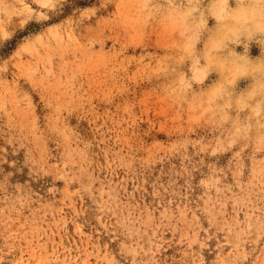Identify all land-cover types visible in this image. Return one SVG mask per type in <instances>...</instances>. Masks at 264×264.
Segmentation results:
<instances>
[{"label": "rangeland", "instance_id": "1", "mask_svg": "<svg viewBox=\"0 0 264 264\" xmlns=\"http://www.w3.org/2000/svg\"><path fill=\"white\" fill-rule=\"evenodd\" d=\"M57 39L54 54L23 57L26 101L13 74L0 83V264H264V169L240 179L196 152V129L183 152H161L160 124L152 138L118 113L119 37ZM128 92L147 102L142 86Z\"/></svg>", "mask_w": 264, "mask_h": 264}, {"label": "clouds", "instance_id": "2", "mask_svg": "<svg viewBox=\"0 0 264 264\" xmlns=\"http://www.w3.org/2000/svg\"><path fill=\"white\" fill-rule=\"evenodd\" d=\"M101 27L122 42L113 58L118 113L152 138L160 124L161 152L173 143L183 152L196 129V152L221 156L240 179L250 165L264 169V0H0V83L13 74L26 101L29 89L15 79L17 70L28 78L23 57L54 54L73 28L91 37ZM24 36L33 38L9 56ZM128 47L140 51L122 68ZM133 84L148 90L147 102L128 92ZM114 227L119 239L118 220Z\"/></svg>", "mask_w": 264, "mask_h": 264}, {"label": "trees", "instance_id": "3", "mask_svg": "<svg viewBox=\"0 0 264 264\" xmlns=\"http://www.w3.org/2000/svg\"><path fill=\"white\" fill-rule=\"evenodd\" d=\"M25 37H27V36L21 37V38H20V41H21L23 38H25ZM20 41H19V43H20ZM19 43H18V44H19ZM18 44H17V45H18ZM17 45H16V47H17ZM16 47H13V49L9 52V55L11 54V52H13V51L15 50Z\"/></svg>", "mask_w": 264, "mask_h": 264}]
</instances>
